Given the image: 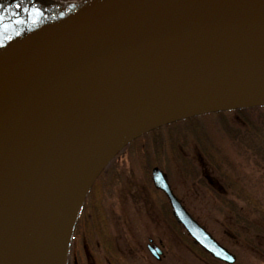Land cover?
I'll use <instances>...</instances> for the list:
<instances>
[{
  "label": "water",
  "instance_id": "obj_1",
  "mask_svg": "<svg viewBox=\"0 0 264 264\" xmlns=\"http://www.w3.org/2000/svg\"><path fill=\"white\" fill-rule=\"evenodd\" d=\"M261 106L264 0H92L1 46L0 264H63L88 190L134 139ZM150 178L187 235L232 264L162 171Z\"/></svg>",
  "mask_w": 264,
  "mask_h": 264
},
{
  "label": "rangeland",
  "instance_id": "obj_2",
  "mask_svg": "<svg viewBox=\"0 0 264 264\" xmlns=\"http://www.w3.org/2000/svg\"><path fill=\"white\" fill-rule=\"evenodd\" d=\"M29 1L32 0H0V37L4 36L7 38L13 35L1 34L14 23L13 20L11 21V12L13 14L18 13ZM42 1L45 2L43 6H49L48 9L54 11L52 8L61 6L73 7L75 3H81L87 0H81V2L77 0ZM57 10L59 9H56V11ZM236 116V121L239 120L238 124L242 125L244 121L238 115ZM246 117L251 121L252 125L255 123L262 126V129L259 130L257 128L254 133L256 140L264 141V112L259 111L250 113ZM229 118L232 120L231 123H234L233 120L236 118H234L233 115L227 116V119ZM218 121L219 122L216 124H212V120L209 119L207 122L206 120L203 122V124L206 122L202 128L205 129L203 131L205 135L201 133L202 131H199L202 135V146H200V148L193 144L194 139H192L190 135L188 136V146L186 150H184L182 146L176 145L179 154L177 151H173L172 154L175 155H173V157L171 156L169 160L172 166L169 169L170 183L174 194L183 202L191 216L200 225L206 228L209 234L221 246L235 256V262L232 264H264V251L260 253L259 250H254L251 247L252 245L257 246L263 244L264 239L260 236L256 239L253 237L249 239V233L245 229L241 230L240 228L241 237H235L231 232V227L235 223L234 217H228L221 212L218 214L214 211V208H217L215 200L200 189H195L194 185L190 184L191 180H189V178L185 179L183 176L180 170V164L176 163L177 161H183L184 157L186 161L199 162L204 154L202 152L203 147L206 145L214 146L217 148L218 159L221 158V160L218 161L225 163V165H223L225 168L224 176H235L237 182L242 186L249 185V198L253 199L257 194L253 188L254 182L251 180L252 176L250 177L249 169L251 164L254 165V163L252 159L249 161L248 154L245 152L246 146L242 144L235 145L234 142H231L232 139L229 137L231 135L229 132L226 131V133L221 129L219 130L218 127L221 126L222 122L221 116H218ZM254 133H252L251 136H253ZM178 139H180L177 141L179 143L185 141L182 137H178ZM195 155H197L196 159L193 160L190 158ZM176 157H178V160H176ZM160 159L162 161H167L166 158ZM183 170L185 171V169ZM143 171L144 167L139 164L138 175L129 172L127 182L119 189L118 194H115V198H112V202L106 207L101 208L95 203L96 205H94L93 211H91L90 214H93V223L95 224V222H97L101 227H98L101 231H99V234L97 233V238L94 240L95 243L93 245L97 247L96 250L99 248L100 251L97 254L94 253L93 249L92 251L90 250V245L87 241L89 236L84 233L85 230H82V232L77 234L78 236L76 237L74 248L69 255L70 264H113V259H115V257L120 258L116 254L113 256L112 253L114 252L122 256L120 259L121 264H211L209 261L206 262L205 260H201L200 252L191 249L188 244L189 248L182 244V239L184 238L181 239V237L174 232L165 216L157 209L159 204L157 194L152 192L148 187ZM247 180H251L250 184ZM232 197L233 196H231V198ZM257 197L254 203L251 200V204H246L245 202L241 205L239 201H237V207L248 209L256 204L257 208H261L259 209L261 214L256 213L257 215H252L251 217L255 220L254 223H256L257 228L264 231V209L262 211V207H264V191L260 190ZM111 206L112 209L116 211L120 210L119 214L121 217L117 214L118 211L113 213L114 215H118L116 218L110 214L105 216V212H108ZM219 208H226V205H222ZM86 211L87 210L83 212L84 215H86ZM107 231L108 233L112 231L113 238H110V241L106 235ZM243 238L249 241L245 242ZM147 239H151L153 243L161 248L162 256L158 261L148 253L146 249ZM253 240H255L254 243ZM76 257H79V261Z\"/></svg>",
  "mask_w": 264,
  "mask_h": 264
},
{
  "label": "trees",
  "instance_id": "obj_3",
  "mask_svg": "<svg viewBox=\"0 0 264 264\" xmlns=\"http://www.w3.org/2000/svg\"><path fill=\"white\" fill-rule=\"evenodd\" d=\"M67 7L61 8V9L57 8L59 10L56 11V9H54V11L47 12L46 15L47 16L49 15L48 21L54 19L53 17H56V16L67 15L69 12H71L74 9V6L68 7V8ZM32 14L33 13L31 12V10H29V16H31ZM39 19H40V17L37 19V22L35 24L36 27L40 26L41 23H43V20L39 21ZM35 28H33V29H35ZM30 30H26V31H30ZM259 111L264 112V107H256V108H249V109H242V110L218 112V113H213V114L201 115V116L193 117L190 119L180 120L178 122H175V123L169 124L167 126L155 129L153 131H150V132L142 135L141 137H139V138L135 139L134 141H132L131 143H129L122 150V152H124L126 154V157L128 160V167L124 168V171L119 174L116 181L111 180L109 183V181H108L109 179H104V181L102 182V189H104L103 197H105L109 194L110 196L115 198L114 186L117 185V183L124 182V178L128 177V173H126V170L132 174L138 175V173H139L138 172V165L139 164L144 167L143 173H144V176L146 178V182L148 184V187L150 188V190L152 192L158 194L159 192L155 191L150 184L149 169L152 166L159 167L161 170H163V172L167 176L168 180H170L169 169L172 166L169 163L170 162L169 160H170L171 156L173 157V155H175V154H172L173 151H177V153H178V149H176V145H180L184 148V150H186V148L188 146V136L190 135V137L192 139H194L193 144L200 148V146H202V142H201L202 135H201V133H203L205 135V133L203 132L205 129H202L203 125L207 122L208 119L212 120V122H211L212 124H216L217 122H219L218 116L222 117L221 126L218 127L219 130L221 129L224 132H226V131L229 132L231 134L229 136L232 139L231 142H234L235 145H241L242 144L243 146H246L245 152L248 154L249 161H250V159H252V161L254 163V165L251 164V166H250V168L253 166L254 170H255V176H254V178H251V180L254 182L253 188L255 189V193L258 195L260 190L264 191V141L263 140H256L254 131L257 128L259 130L262 129V126H260L259 124L257 125L255 123L252 125L251 121L248 120V118L246 116L249 115L250 113H256ZM230 115H233L234 118H236L235 120H233L234 123H231L232 120L230 118L227 119V116H230ZM236 115H238L244 121V123L242 122V125L238 124L239 120L236 121L237 120ZM205 120H206V122L203 124V122ZM218 125H219V123H218ZM199 131H202V132L199 133ZM252 133H254L253 136H251ZM178 137H182V139H184L185 141H182V143L177 142L178 140H180V139H178ZM185 142H186V144H185ZM206 146L210 147V149L212 150V153H211L213 156V159H211L212 162L215 165H220V164L225 165V163H221L220 161H218V160H221V158L218 159L217 148H215L214 146H211V145H206ZM116 158H117V156L113 160H115ZM160 158H166L167 161H162ZM199 159H200V157H199ZM176 160H178V157H176ZM187 162L188 161H186L185 157L183 158V161H177L176 162V163L180 164V170H181L184 177H185V171L183 169H185L184 167L187 166ZM195 166L197 167V164H195L193 168L196 169V171L198 172V169ZM249 172H250V169H249ZM102 173H103V171L98 176V179L101 176H103ZM250 177H251V174H250ZM251 180H247L249 184H250ZM234 187L236 188V190L233 191V193L235 195L234 199L236 198L241 205L244 204L245 202H246V204H251V200L253 201V203L257 200V198H258L257 195H255V197L253 199L249 198V192H250L249 191V185L248 186H242L240 183L237 182V178H235V176H230V190L232 191L234 189ZM251 187H252V185H251ZM162 198L164 200L163 196H162ZM237 200H235L234 203L232 201H230V203H228V202H226L227 200H224V198H223L221 201H222L223 206L226 205V208L227 207L237 208V202H236ZM228 204H230V205H228ZM232 204L234 207L232 206ZM87 208H90L89 197L86 198V201L84 200V202L81 206L80 215H78V218H77L76 222L74 223V227H73L72 232H71L72 240H71V243L69 244V246L67 248V259H66L65 264H70L69 255L71 254V252L73 250L72 241H73V238H76V236H77V233H78L77 228H78L79 222L81 220V215L83 214V212ZM249 208H254L255 215H257L256 213L261 214V212L259 211V209H261V208H257L256 204H255V206L253 205ZM263 209H264V207H262V211H263ZM88 219H89V221H87L85 223V226L89 225V222L91 224V217H88ZM234 219H235V223L231 227V230H232L231 232L235 237H238V238L241 237V232L239 230V228H240L241 230L245 229L249 233V239L251 237L256 239L258 236H260L264 239V236H263L264 231L262 229L257 228L256 223H253L251 221V217L240 216V217H235ZM167 221L169 224H171L172 226L175 227V232L181 237V239L184 238V239H182L183 241L187 242L192 247L197 249V251L200 252L202 256H205L211 264H218L217 261L210 258L208 255H206L204 252H202L199 248H197L192 243V241L182 231L180 226L174 222L171 215H169V217L167 218ZM245 239L243 238V240L245 242L249 241L248 239H246V240ZM254 241L255 240H253V243H254ZM251 247L254 250H259L260 253H263L262 251H264V243L259 244L257 246L252 245ZM93 251H94V253H97V254L99 253L95 249H93ZM113 260H114L113 264H121V261L119 258L115 257V259H113Z\"/></svg>",
  "mask_w": 264,
  "mask_h": 264
},
{
  "label": "flooded vegetation",
  "instance_id": "obj_4",
  "mask_svg": "<svg viewBox=\"0 0 264 264\" xmlns=\"http://www.w3.org/2000/svg\"><path fill=\"white\" fill-rule=\"evenodd\" d=\"M77 1L81 2V0H77ZM202 152L204 154L202 155L203 157H201V160H199V162H197V161H188L187 162V166L184 167L185 168V179L189 178V180H191L190 184L194 185L195 189H200L201 191L207 193L209 196H211V198H213L215 200L217 208H214L215 209L214 211H216L218 214H220V212H221V213L227 215L228 217H234V218L240 217V216H247V217H251L252 215L255 216L254 208H248V209L238 208V207L237 208H221V209L219 208L222 206L221 200L223 198H224V200H227L226 202H230V201L234 202L235 200H237L236 198L234 199L235 195L233 193V191H235L236 188L234 187V189L232 191L230 190V177L224 176L225 175L224 166L222 164L215 165L212 162L211 159H213V156L211 154L212 150L210 149V147H208V146L203 147ZM195 154H196V152H195ZM196 157H197V155H195L194 157H190V158L194 160V159H196ZM195 164H197V167L196 166L195 167L198 169V172L196 171V169L193 168ZM127 167H128V160H127L126 154L121 151L117 155V158L115 160H112L111 162H109V164L105 167V169L103 170V173H102L103 176H101L94 183V185L92 186L91 190L89 191V193L87 195V197H89V205H90V208H88V209H90V210L87 209L86 215L83 214V217L81 218L79 225H78V234H79V232H82V230L83 231L85 230L84 233L89 236V239L91 240V242H94L93 238H96L97 233L99 234V231H101L100 225L97 224V222H95V224L93 223V220H92L93 214L92 213L90 214V212L93 211L94 205L97 204L98 206H100V201H102V199H103L104 189H102V182L104 181V179H109L108 180L109 183L111 180L116 181L119 174L124 171V168H127ZM126 173H129V171L126 170ZM250 174H251L252 178H254L255 170H254L253 166L250 168ZM127 179H128V177L124 178V182L117 183V185L114 186L115 194L116 193L118 194L119 189L123 187V185L127 182ZM168 185H169L172 193L174 194L171 183L168 182ZM231 196H233V197L231 198ZM157 197H158V201H159V204H158L159 208L157 207V209L159 210V212L161 214H163L165 216V218L167 220V218L171 214L167 199L164 196V198H165L164 199L165 201H164L162 196L159 193L157 194ZM176 198L178 199L180 204L183 206L185 211L189 215H191L188 212L186 206L183 204V202L177 196H176ZM117 211L112 209V206H111V209L108 211L110 213L105 212V216H108V214H110L116 218V216L120 215L119 214L120 210H117ZM116 212L118 215L113 214ZM88 217H91V224L89 222V225L85 226V223L87 221H89ZM120 217H121V215H120ZM251 221L253 223L255 222V220H253L252 217H251ZM169 225L171 226V228L175 232V227L172 226L171 224H169ZM98 227H100V228H98ZM204 229L206 230V228H204ZM110 230H112V229H110ZM95 234H96V237H95ZM106 235L108 236L109 239L113 238L112 231H109V233L107 231ZM182 244L184 246H187V247L189 245L191 249L197 251L194 247H192L190 244H188L185 241H183ZM149 246L156 247L159 250V254H157L158 257H155L151 254ZM146 249H147L148 253L156 261L161 259L162 250L159 246H157L155 243H153L151 239H147ZM97 251L99 252L100 250L98 249ZM115 254L120 257L119 259L122 258V256L119 255L118 253H116V252L112 253L113 256H115ZM200 256L202 258V259L200 258L201 260H205L206 262H208V259L205 256H202L201 254H200ZM108 258H110V257H108ZM76 259L79 261V257L78 258L76 257Z\"/></svg>",
  "mask_w": 264,
  "mask_h": 264
},
{
  "label": "bare ground",
  "instance_id": "obj_5",
  "mask_svg": "<svg viewBox=\"0 0 264 264\" xmlns=\"http://www.w3.org/2000/svg\"><path fill=\"white\" fill-rule=\"evenodd\" d=\"M77 7V3H75L74 4V9ZM170 124H172V123H170ZM167 125H169V124H167ZM167 125H164V126H167ZM163 126V127H164ZM100 175V174H99ZM98 175V176H99ZM98 176H97V178H96V180L98 179ZM112 196H110L109 194L107 195V196H105V197H103V199H102V201H100V207L102 208H104V207H106L109 203H111L112 201ZM98 207V206H97ZM73 227H74V225H72V227H71V232H72V229H73ZM78 229V228H77ZM76 239L77 238H73V241H72V245H73V248H74V245H75V242H76ZM71 240H72V237H71V233H70V236L68 237V240H67V248H68V246H69V244L71 243ZM93 240H96V238H93ZM87 241H88V243H89V245H90V250H92V249H97V247H95L93 244L95 243V241L94 242H91V240L89 239V237H88V239H87ZM92 244V245H91ZM67 248H66V251H67ZM99 249V248H98ZM76 260V259H75ZM76 262V261H75ZM63 264H65V260H64V262H63ZM78 264H80V263H78Z\"/></svg>",
  "mask_w": 264,
  "mask_h": 264
}]
</instances>
